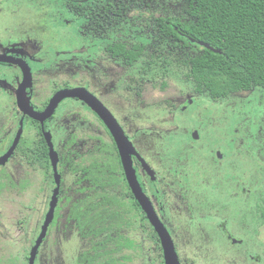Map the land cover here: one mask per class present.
Returning a JSON list of instances; mask_svg holds the SVG:
<instances>
[{"label":"rangeland","instance_id":"1","mask_svg":"<svg viewBox=\"0 0 264 264\" xmlns=\"http://www.w3.org/2000/svg\"><path fill=\"white\" fill-rule=\"evenodd\" d=\"M80 1H59L57 6L84 5V1ZM106 1L87 0L85 4L95 8ZM53 2L34 0L31 4L24 0H1V44H16L21 35L48 39L43 44V53L40 50L37 53L39 60L45 59L49 63L50 59L46 58L56 56L52 49L63 45L74 46L73 39L67 38L73 35L72 27L66 21L56 25V14L50 11ZM125 6L129 8L130 5L126 3ZM147 6L129 9L122 20L108 27L106 34L102 32L104 37L96 40L92 47L82 45L78 50H70L73 54L94 56L89 62L85 60L62 71L58 68V55L57 60L53 61L55 65H50L52 72L46 70L47 77L40 72L34 76V91L41 84V88L44 87L46 78L45 86L50 89L65 83L83 86L95 93L118 122L127 127L128 133L142 145L143 156L156 176L154 181L145 176L148 192L159 198L163 207L161 214H164L171 231L182 233V237L188 239L180 241L178 245L180 264H207L202 252L191 245L194 241L189 234L198 232L193 229L198 226H204V236L198 235V238L211 245V250L203 253L213 264H226L227 261L231 264H258L251 259L256 256L264 264V92L261 89L242 91L218 100L202 94L196 100L193 83L184 76L185 70L167 66L162 72V61L176 57L177 51L152 31L153 18L180 16L184 9L183 1L149 0ZM67 13L72 17L74 12ZM85 19L86 15L81 22ZM80 24L78 28L81 30ZM114 41H123L128 45L143 43L146 46L145 54L134 65L124 66L103 52L104 46ZM2 49L5 48L0 46ZM195 49L191 52H196ZM56 52L59 54V50ZM163 82L165 85H161ZM188 98H195L193 104H188L185 110L175 111V107ZM64 103L63 112L74 111L75 125L87 140L92 124L91 114L78 101L70 99ZM63 112H58L51 124L55 125ZM9 113V102L1 98L0 115ZM141 130L143 136L139 139ZM193 132H196V138ZM55 134L58 135L57 130ZM83 155L88 161L93 154L90 152L89 157V152L84 151ZM104 157L103 154V162ZM112 162L117 163L115 158ZM199 163L204 166L198 167ZM214 163L224 166L225 173H218ZM194 165L198 167L197 170ZM187 166H192L189 169L194 168L198 172L194 183L196 192L199 196L205 195V199L213 202L214 207L196 203L189 197L186 190L191 186L185 176ZM250 166H255L252 174ZM227 174L235 179L224 177ZM241 177L251 179V187L247 184L248 180H243V184L237 187L235 180ZM249 189L252 201L255 200L256 216L263 217L260 220H254L253 211L250 210ZM20 194H12L0 202V210L15 212L17 220L24 217L25 199ZM174 203L178 206L175 211ZM196 205L199 211H207H204L206 220L193 213L196 212ZM223 225L227 227L225 231L219 229ZM16 227L18 229L19 225ZM223 233L232 234L239 244H232ZM73 253L67 249L61 255L66 264H72ZM154 254L151 249L146 250L143 264H155Z\"/></svg>","mask_w":264,"mask_h":264},{"label":"flooded vegetation","instance_id":"2","mask_svg":"<svg viewBox=\"0 0 264 264\" xmlns=\"http://www.w3.org/2000/svg\"><path fill=\"white\" fill-rule=\"evenodd\" d=\"M24 1L31 4L34 2V0ZM53 1L50 11L54 15L56 14V25L66 21L65 23L72 27L73 35L67 38H72L75 45L72 47H64L63 45V47L58 46L52 49L55 52L54 56H56L46 58L50 59V63L45 59L44 61L39 60L40 55L38 54L39 50L43 53V44L49 41L48 39L21 35L19 42L5 46V44H1L2 36L0 33V46L5 48L0 50V99L3 98L10 104V113L4 116L0 115V202L1 199H6L16 193H21L25 199L23 218L17 220L15 212L0 210V264H66L67 261L61 255L67 249L74 251L72 264H143L146 250L150 249L155 253L153 255L155 264H165L160 237L149 221L142 204L132 192L115 141L98 114L86 103L74 97L62 99L53 114L43 123L33 119L19 107L20 101L28 108L40 112L47 107L50 99L58 91L83 87L65 83L61 87L54 86L53 89H50L45 86L46 78L43 82L44 87L41 88V84L37 88L38 90L34 91V76L40 72L47 77V72L50 73L53 69L50 65L54 60H57L58 55H60L58 68L62 71L67 66L72 68V66L75 67L85 60L89 62L94 59V56L91 58L88 54L85 56V53L73 54L70 50L74 48V50H78L77 48L82 45L92 47L96 40H101L104 37L108 27L124 18L129 9L148 7L149 0L146 2L107 0L104 5L95 8L86 5L87 0H81L84 1L82 7L80 4H69L66 8L63 4L57 6V2L64 1L67 3L75 0ZM126 3L130 5L129 8L125 6ZM68 11L74 12L72 17L68 15ZM83 15H86L87 19L81 22V19L84 18ZM157 18L160 17L152 19V31L155 34L156 31L153 26ZM80 23L82 24L81 30L78 28ZM115 43H122L126 47L144 44L131 43L128 45L123 41H114L104 46L103 52L110 58L120 61L124 66L134 65L145 54L146 46L144 45L145 49L142 55L131 65H126L121 57L113 56L107 50ZM56 50H59V54ZM69 58L74 59L69 60ZM36 62L38 64H35ZM28 71L30 80L23 84L24 73H28ZM88 91L111 112L95 93ZM193 91L197 94L196 100H199L202 94L195 92L194 89ZM195 98L193 100L191 98L186 99L180 106L175 107V111L187 109L188 104H193ZM70 99L84 105L91 114L92 124L89 128L90 133L86 137L87 140L83 138L80 128L75 125L76 117L72 115L74 111L63 112L64 102ZM202 107L204 106L202 105ZM58 112L63 113L55 126L51 122ZM119 125L135 151L130 154V161L138 186L150 201L156 216L169 233L179 260L177 252L179 242L188 239L185 240L182 237L184 234H176L167 226L164 214H161L163 207L160 206L159 198L151 195L147 190L145 176L152 181L156 179V176L153 174L154 178L152 179V175L145 169L147 162L143 156L142 145H139L138 141L136 142L134 137L128 133L126 126L123 127L120 123ZM55 130L58 131V135L55 134ZM46 132L50 134L53 149L57 154L58 181H56L49 158V144L45 139ZM194 133L196 136V132H193V137ZM142 136L143 131L141 130L138 138H142ZM14 142L15 146L11 154L5 160H1L2 156L12 148ZM84 151L89 152V157L90 152L93 154L91 160L86 161L83 155ZM103 154L105 155V162H103ZM114 158L117 163L112 162ZM220 159L217 158V160ZM214 164L213 166L218 169V173H225L223 171L224 166H221L220 163ZM147 165L149 164L147 163ZM113 166L119 167L114 168ZM197 166L204 165L199 163ZM197 166L194 165L195 169ZM148 167L152 170L150 166ZM191 167H186L185 176H187L191 186L186 192L188 191L189 197L196 203L214 207L213 202H208L205 199V195L199 196L196 192L197 188L194 183L195 179L198 178V172L196 173L194 168L190 170ZM245 167L248 168V166ZM253 167L255 166H250L251 174L254 170ZM224 177L229 180L235 179L230 174L224 175ZM243 180H248L247 184L251 187L253 181L246 177L235 180L237 187L241 183L243 184ZM250 190H248L250 210L253 211L254 220H260L263 217L261 215V218L256 216L255 200L252 201ZM54 194L55 203L51 217L45 226L43 236L40 238L50 213ZM199 198L202 200L200 201ZM177 207L174 203V211ZM204 211H199L196 205V212L193 213L205 219L207 216ZM2 213L3 216H1ZM16 225H19L18 229ZM193 229L198 230V232L192 231L189 234L194 241L193 243L189 239L191 245L202 252L207 264H213L203 253L211 250V245L198 238V235L204 236V226L193 227ZM219 229L225 231L227 227L223 225ZM223 234H226L227 239L232 244H239L233 239L232 234ZM36 244V253L30 262L31 251ZM25 251L26 253H24ZM251 259L255 263L262 264L258 256L251 257ZM226 264L231 263L227 261Z\"/></svg>","mask_w":264,"mask_h":264},{"label":"trees","instance_id":"3","mask_svg":"<svg viewBox=\"0 0 264 264\" xmlns=\"http://www.w3.org/2000/svg\"><path fill=\"white\" fill-rule=\"evenodd\" d=\"M182 1L180 16L157 18L153 26L157 37L177 51L176 57L162 61V72L167 66L185 70L184 76L192 81L195 92L212 100L242 91L264 92V0ZM194 48L196 52H191ZM144 49V45L115 43L107 50L131 65Z\"/></svg>","mask_w":264,"mask_h":264},{"label":"water","instance_id":"4","mask_svg":"<svg viewBox=\"0 0 264 264\" xmlns=\"http://www.w3.org/2000/svg\"><path fill=\"white\" fill-rule=\"evenodd\" d=\"M191 41L193 43L197 42L200 46H202V47H204V48H206L212 52L221 53V51L219 49H215V48L209 46L207 43H204L202 41H195L194 39H191ZM27 80H30L29 71H28V73H24L23 84ZM70 97L78 98L81 101H83L84 103H86L92 110H94L98 114V116L102 119L104 124L109 129V131H110V133H111V135L115 141V144L117 146V149H118V152H119V155L121 158V163L123 165V169L125 171L126 178H127L128 183L132 189V192L134 193V195L138 199V201L142 204L149 221L154 226L156 232L158 233V235L160 237L161 245H162V249H163L164 263L165 264H180L179 260H178L177 253L175 251V248H174V245L172 243V240L170 238L169 233L167 232V230L164 227V225L162 224V222L156 216V214H155V212H154V210L150 204V201L148 200L146 195H144L142 193V191L140 190V188L138 186L134 171H133L132 166H131V161H130V154L135 152L131 142L125 136L122 128L120 127L119 123L117 122V120L113 116V114L94 95H92L84 87H76V88H72V89H63V90L58 91L50 99L49 104L47 105V107L43 111H40V112L34 111V110H32V108H28L27 105L22 104L20 101H19V107L23 110L24 113L29 114L33 119L39 121L40 123H43L44 120H46L47 118H49L53 114L56 106L58 105V103L62 99L70 98ZM194 137H196L195 133H194ZM45 139L49 144V158H50V162H51V165H52V168L54 171L56 181H58V175H57V171H56L57 154H56V151L53 149L52 142L50 139V134L48 132L45 133ZM14 146H15V142L13 143L12 148L4 156H2L1 160H5L11 154ZM145 169L150 175H152V179H153L154 178L153 172H152V170H150V168L148 167V165L146 163H145ZM54 203H55V194H54L52 202H51V208H50V213H49L48 219L46 220L45 225L43 226V230L40 234V238H41V236H43L45 226L47 225L48 221L50 220ZM36 248H37V244L34 246V248L31 251L30 262L36 253Z\"/></svg>","mask_w":264,"mask_h":264}]
</instances>
